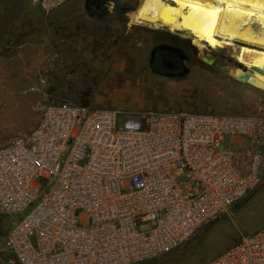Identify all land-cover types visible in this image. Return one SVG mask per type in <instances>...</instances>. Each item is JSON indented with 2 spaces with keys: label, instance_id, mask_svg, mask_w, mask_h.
Masks as SVG:
<instances>
[{
  "label": "built area",
  "instance_id": "built-area-1",
  "mask_svg": "<svg viewBox=\"0 0 264 264\" xmlns=\"http://www.w3.org/2000/svg\"><path fill=\"white\" fill-rule=\"evenodd\" d=\"M67 1L28 3L49 12ZM37 108L38 123L0 145V213L37 202L1 247L15 264L155 260L264 177V110L121 118L117 109L69 100ZM227 138L238 148L220 149ZM201 264H264V226Z\"/></svg>",
  "mask_w": 264,
  "mask_h": 264
},
{
  "label": "rangeland",
  "instance_id": "rangeland-1",
  "mask_svg": "<svg viewBox=\"0 0 264 264\" xmlns=\"http://www.w3.org/2000/svg\"><path fill=\"white\" fill-rule=\"evenodd\" d=\"M86 1L69 0L46 12L28 0H0V145L33 128L40 118L38 104L54 100L117 109L121 118H140L148 110H264V91L220 69L235 65L226 48L212 50L186 33L139 23L133 17L143 0H101L99 9ZM163 41L185 49L187 74L166 76L150 69L151 48ZM210 54L217 56L211 64L205 61ZM225 148L238 144L227 138L220 147ZM36 203L19 214L0 213V264H15L1 247L12 224ZM262 226L264 177L180 247L140 264H201Z\"/></svg>",
  "mask_w": 264,
  "mask_h": 264
},
{
  "label": "bare ground",
  "instance_id": "bare-ground-1",
  "mask_svg": "<svg viewBox=\"0 0 264 264\" xmlns=\"http://www.w3.org/2000/svg\"><path fill=\"white\" fill-rule=\"evenodd\" d=\"M133 18L226 48L235 65L220 69L264 91V0H143Z\"/></svg>",
  "mask_w": 264,
  "mask_h": 264
},
{
  "label": "flooded vegetation",
  "instance_id": "flooded-vegetation-1",
  "mask_svg": "<svg viewBox=\"0 0 264 264\" xmlns=\"http://www.w3.org/2000/svg\"><path fill=\"white\" fill-rule=\"evenodd\" d=\"M101 0H87L86 5L90 7L95 4L97 9L101 8ZM212 63L217 60V56L210 54ZM188 56L185 49L176 43L159 42L151 48L149 66L155 73L166 76H183L189 72L187 66Z\"/></svg>",
  "mask_w": 264,
  "mask_h": 264
},
{
  "label": "crops",
  "instance_id": "crops-1",
  "mask_svg": "<svg viewBox=\"0 0 264 264\" xmlns=\"http://www.w3.org/2000/svg\"><path fill=\"white\" fill-rule=\"evenodd\" d=\"M87 104V103H86Z\"/></svg>",
  "mask_w": 264,
  "mask_h": 264
}]
</instances>
